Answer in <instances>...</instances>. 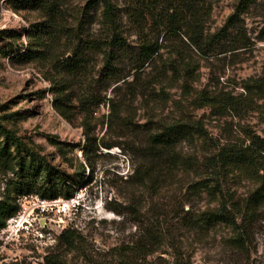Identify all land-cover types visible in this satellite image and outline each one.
<instances>
[{
    "label": "rangeland",
    "instance_id": "1",
    "mask_svg": "<svg viewBox=\"0 0 264 264\" xmlns=\"http://www.w3.org/2000/svg\"><path fill=\"white\" fill-rule=\"evenodd\" d=\"M42 1L0 0V203L29 195L19 216H36L39 193L21 197L15 187L23 158L30 166L34 153L53 170L38 183L62 188L66 176L76 186L82 206L68 223L80 237L45 250L30 234L16 236L13 221L12 232L0 235V264H43L49 252L66 264H264V201L251 203L264 186V154L253 145L255 136L264 138V88L257 89L264 83V0L242 16L247 47L228 50L232 29L207 55L186 38L163 34L160 54L141 69L139 27L131 19L139 0H112L128 45L118 82L105 76L109 49L83 51L84 42L113 35L103 5ZM239 1L207 0L208 36L227 24ZM140 23L150 34L152 23ZM79 46L85 62L69 74L63 64ZM246 85H256L254 92ZM182 124L201 125L205 135L174 132L170 149L151 148L152 136ZM227 147L247 159L227 167L221 194L210 159ZM225 201L243 225V247L236 225L206 220Z\"/></svg>",
    "mask_w": 264,
    "mask_h": 264
},
{
    "label": "trees",
    "instance_id": "2",
    "mask_svg": "<svg viewBox=\"0 0 264 264\" xmlns=\"http://www.w3.org/2000/svg\"><path fill=\"white\" fill-rule=\"evenodd\" d=\"M258 0H240L235 8V12L228 18L227 24L217 33L212 36H208L206 33L207 18L210 15V9L206 5L207 0H139L138 7L136 6L134 15L131 19L139 27L140 46L139 53L137 54V69L143 68L146 64L151 63L153 59L158 56L163 49V45L159 42L161 35L165 34V37H180L182 41L186 38L187 43L192 48L198 50L201 54L207 55L216 45H220L223 41L228 40L231 37L230 29L235 33L232 35L231 47L229 51L238 50L240 48L247 47L250 44V40L244 33V27L242 26V16L246 13L247 9L255 4ZM37 6L43 5L42 0H32ZM39 4V5H38ZM97 4L103 5V16L105 25L109 27L110 32L113 34L104 40H91L83 43V51H105V76L109 79H113L118 82L116 66L122 58L120 53L127 50L128 45L126 39L123 38L119 29V15L112 0H91L88 7L93 8ZM138 11L140 14H138ZM135 16V17H134ZM134 17V18H133ZM141 19L150 21V34L146 33L145 26L140 23ZM148 25V24H147ZM148 27V26H147ZM157 33L156 38L154 34ZM261 40L264 41V31L261 33ZM82 46L77 47L76 51L72 55V58L63 64V68L69 74H76L79 72L85 62V57L81 50ZM32 55H35L33 51H29V59ZM24 57V56H23ZM256 85H246V90L249 93L254 92ZM259 91L264 88V83L258 85ZM100 103V102H99ZM64 116L66 114L62 113ZM195 131L198 134L205 135V130L201 125L188 126L185 124L175 125L166 130L165 133L157 134L151 137L150 145L154 150H166L170 149L175 142L173 133L177 134L188 133ZM9 140L18 145L20 151L21 143L14 136L8 135ZM253 145L260 150L261 154H264V138L255 136L253 138ZM108 149H112L113 146H105ZM33 158V163L28 166L25 163V159L21 163L23 181L20 184L15 185L18 196H24L31 194V191L35 190L39 193V196L43 199H56L64 198L70 199L75 195L76 186H74L69 178L62 176V188L54 183V180H50L49 184H41L37 182V178L42 173H51L49 163L37 156L34 153H30ZM246 153H242L236 150L234 147L223 148L216 156L210 159V164L214 173V181L216 183L215 190L221 194H224L222 176L226 174L227 167L230 164L245 160ZM139 175V169H135L133 177ZM89 184V183H88ZM51 186V188H48ZM62 195V196H60ZM19 198L15 200L7 199L5 202L0 203V230L6 226L9 219L16 216L21 211V205L18 203ZM264 201V186L258 189L251 199V203L260 205ZM234 210V211H233ZM236 209H231L228 206V202H223L221 208L212 213L206 214V220L209 224H233L236 225L240 234L237 239V243L240 247L245 246V231H243V225L238 224V216ZM243 219L242 221H244ZM80 237L79 232L74 229H66L58 240V246L66 244L71 247L74 242ZM43 264H66L57 254L49 252L43 259Z\"/></svg>",
    "mask_w": 264,
    "mask_h": 264
},
{
    "label": "built area",
    "instance_id": "3",
    "mask_svg": "<svg viewBox=\"0 0 264 264\" xmlns=\"http://www.w3.org/2000/svg\"><path fill=\"white\" fill-rule=\"evenodd\" d=\"M30 197L28 195L18 200L21 211L7 221L6 226L0 230V235L11 233L12 231H9L8 227L11 222L15 221L14 233L16 236L30 234L33 236V240L45 250L51 249L58 244L59 237L66 229H72L68 223L69 215L78 214L82 204L75 195L70 199L56 198L52 200L36 197L33 209L36 216L30 221L19 216L24 202L28 201Z\"/></svg>",
    "mask_w": 264,
    "mask_h": 264
},
{
    "label": "water",
    "instance_id": "4",
    "mask_svg": "<svg viewBox=\"0 0 264 264\" xmlns=\"http://www.w3.org/2000/svg\"><path fill=\"white\" fill-rule=\"evenodd\" d=\"M107 153H110V152H107Z\"/></svg>",
    "mask_w": 264,
    "mask_h": 264
}]
</instances>
